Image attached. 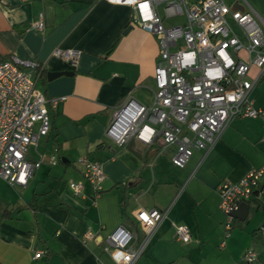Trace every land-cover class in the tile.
Instances as JSON below:
<instances>
[{
  "label": "crops",
  "instance_id": "crops-1",
  "mask_svg": "<svg viewBox=\"0 0 264 264\" xmlns=\"http://www.w3.org/2000/svg\"><path fill=\"white\" fill-rule=\"evenodd\" d=\"M40 13L43 31L31 28ZM133 15L132 6L107 0H0V59L37 61L43 70L36 89L46 98L64 97L49 107L50 131L40 137L51 144V156L33 147L30 160L40 154L43 161L25 186L0 178V264H116L104 239L124 225L140 242V209L166 216L135 264H264V188L246 218L235 217L228 237L217 192L223 180L237 181L264 165V120L233 119L211 148L192 149L183 168L172 162L175 146L160 138L118 145L105 135L128 97L146 106L154 98L158 41L132 23ZM57 48L80 55L66 61L53 55ZM59 71L71 73L48 79ZM250 98L264 108V76ZM85 156L102 165L100 194L77 164ZM70 182L82 183V193L74 195ZM177 224L189 228V242L177 240ZM88 230L96 240L85 239ZM246 250L256 259L243 260ZM37 251L42 254L34 258Z\"/></svg>",
  "mask_w": 264,
  "mask_h": 264
},
{
  "label": "built area",
  "instance_id": "built-area-1",
  "mask_svg": "<svg viewBox=\"0 0 264 264\" xmlns=\"http://www.w3.org/2000/svg\"><path fill=\"white\" fill-rule=\"evenodd\" d=\"M107 1L132 6V23L155 35L159 46L152 104L128 97L114 110L105 130L110 140L121 145L135 138L151 144L160 138L164 146H175L172 162L183 168L192 149L211 148L233 119L264 120V108L255 107L250 98L253 86L264 76V18L247 0L232 4L226 0ZM175 16H182L183 21L164 25ZM44 27L40 13L31 28L43 31ZM53 55L74 63L80 51L57 48ZM41 69L37 61L15 56L0 60V178L13 186H25L42 163L40 154L36 160L29 159V148L36 149L40 137L49 133V107L64 99L46 98L36 89V74ZM77 164L100 194L105 180L101 163L85 156ZM69 186L74 195L83 191L80 182ZM262 188L264 165L237 181L220 182L218 208L225 237L233 229L234 212L254 200ZM165 216L166 211L140 209L136 220L145 232L143 239L137 243L135 232L119 225L104 239V250L116 264H135ZM174 229L177 240H191L187 226L177 224ZM260 232L264 241V224ZM84 237L97 238L90 230ZM41 254L37 251L33 257ZM255 259L253 250L244 252L246 262Z\"/></svg>",
  "mask_w": 264,
  "mask_h": 264
},
{
  "label": "rangeland",
  "instance_id": "rangeland-1",
  "mask_svg": "<svg viewBox=\"0 0 264 264\" xmlns=\"http://www.w3.org/2000/svg\"><path fill=\"white\" fill-rule=\"evenodd\" d=\"M249 4L254 8V10L262 17L264 18V0H247ZM227 4H232L234 0H226ZM182 22L183 17L182 16H175L172 17L169 21H165L164 25L168 26V24H174L176 22ZM38 152L40 153H46L47 156H51L52 154V148L51 144H45L41 139L38 144ZM29 159H34L35 158V150L32 146L29 148V153H28Z\"/></svg>",
  "mask_w": 264,
  "mask_h": 264
},
{
  "label": "water",
  "instance_id": "water-1",
  "mask_svg": "<svg viewBox=\"0 0 264 264\" xmlns=\"http://www.w3.org/2000/svg\"><path fill=\"white\" fill-rule=\"evenodd\" d=\"M71 72H68V71H59V72H49L47 74V77L48 79H53V78H56L60 75H66V74H69ZM249 209H250V204L249 203H242L240 205V207L234 212V215L236 218H239V219H242L244 220L249 212Z\"/></svg>",
  "mask_w": 264,
  "mask_h": 264
},
{
  "label": "trees",
  "instance_id": "trees-1",
  "mask_svg": "<svg viewBox=\"0 0 264 264\" xmlns=\"http://www.w3.org/2000/svg\"><path fill=\"white\" fill-rule=\"evenodd\" d=\"M0 60H4V59H0ZM43 69L39 70L38 74L42 72Z\"/></svg>",
  "mask_w": 264,
  "mask_h": 264
},
{
  "label": "snow or ice",
  "instance_id": "snow-or-ice-1",
  "mask_svg": "<svg viewBox=\"0 0 264 264\" xmlns=\"http://www.w3.org/2000/svg\"><path fill=\"white\" fill-rule=\"evenodd\" d=\"M145 219H147V217H145Z\"/></svg>",
  "mask_w": 264,
  "mask_h": 264
}]
</instances>
